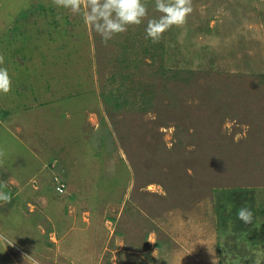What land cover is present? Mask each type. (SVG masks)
I'll use <instances>...</instances> for the list:
<instances>
[{
  "label": "rangeland",
  "instance_id": "1",
  "mask_svg": "<svg viewBox=\"0 0 264 264\" xmlns=\"http://www.w3.org/2000/svg\"><path fill=\"white\" fill-rule=\"evenodd\" d=\"M142 2L105 45L0 0V264H264V0H191L155 44ZM229 192L251 225L219 226Z\"/></svg>",
  "mask_w": 264,
  "mask_h": 264
},
{
  "label": "clouds",
  "instance_id": "2",
  "mask_svg": "<svg viewBox=\"0 0 264 264\" xmlns=\"http://www.w3.org/2000/svg\"><path fill=\"white\" fill-rule=\"evenodd\" d=\"M51 5L64 9L72 15H80L84 24L101 37L107 45L116 35L128 31L130 26H140L148 16V8L142 0H51ZM154 10L158 17L148 19L145 39L153 44L158 43L163 34L172 27L186 23L187 16L192 12L191 0H155ZM5 58L0 54V65ZM12 89V80L6 67H0V94H8ZM0 155H3L0 152ZM6 187L0 184V201L9 203L11 194L4 192ZM252 211L247 207L237 210V219L251 223ZM37 264V262H33Z\"/></svg>",
  "mask_w": 264,
  "mask_h": 264
},
{
  "label": "trees",
  "instance_id": "3",
  "mask_svg": "<svg viewBox=\"0 0 264 264\" xmlns=\"http://www.w3.org/2000/svg\"><path fill=\"white\" fill-rule=\"evenodd\" d=\"M39 9H41L40 7H39ZM43 9V8H42ZM230 193L231 192H229V193H225V195H224V201H222L223 202V207L221 208L222 209V213L223 212H225V214H224V216H222V215H218V221H219V226L220 227H225L227 224H229V221H231V220H229V217H230V214L231 215H236L235 217H237V210L239 209V208H241V207H247V204L245 203V202H239L240 203V205H239V203H238V206L235 204V202H236V200H234V199H230ZM239 201V200H238ZM227 212V213H226ZM254 212H256L255 210H253L252 209V213H254ZM239 224H241V226H242V221L241 220H239ZM251 223H252V221H251ZM251 223H248V224H250L251 225ZM245 230H246V227L244 228ZM248 231H250V229L248 230ZM253 231V229H251V232ZM255 231V230H254ZM240 232H244V230L243 231H241L240 230ZM236 258H237V260L239 261V257L236 255ZM240 262V261H239ZM244 263V261L242 260V262H241V264H243Z\"/></svg>",
  "mask_w": 264,
  "mask_h": 264
},
{
  "label": "built area",
  "instance_id": "4",
  "mask_svg": "<svg viewBox=\"0 0 264 264\" xmlns=\"http://www.w3.org/2000/svg\"><path fill=\"white\" fill-rule=\"evenodd\" d=\"M53 180L55 183L54 191L56 192V194H62L65 189L64 184L58 181L56 178H54Z\"/></svg>",
  "mask_w": 264,
  "mask_h": 264
},
{
  "label": "crops",
  "instance_id": "5",
  "mask_svg": "<svg viewBox=\"0 0 264 264\" xmlns=\"http://www.w3.org/2000/svg\"><path fill=\"white\" fill-rule=\"evenodd\" d=\"M42 254V253H41ZM47 261V260H46Z\"/></svg>",
  "mask_w": 264,
  "mask_h": 264
}]
</instances>
